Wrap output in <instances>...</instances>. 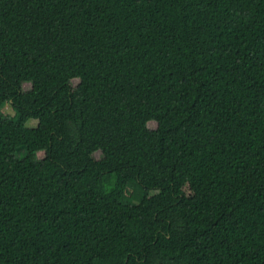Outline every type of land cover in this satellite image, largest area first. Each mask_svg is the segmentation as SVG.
I'll list each match as a JSON object with an SVG mask.
<instances>
[{
	"label": "trees",
	"instance_id": "16d2710c",
	"mask_svg": "<svg viewBox=\"0 0 264 264\" xmlns=\"http://www.w3.org/2000/svg\"><path fill=\"white\" fill-rule=\"evenodd\" d=\"M0 264H264V0H0Z\"/></svg>",
	"mask_w": 264,
	"mask_h": 264
},
{
	"label": "rangeland",
	"instance_id": "374dc122",
	"mask_svg": "<svg viewBox=\"0 0 264 264\" xmlns=\"http://www.w3.org/2000/svg\"><path fill=\"white\" fill-rule=\"evenodd\" d=\"M78 81H79L78 79L73 80L74 84H77ZM31 86H32L31 82H25V83H24V88H25L26 90H29V89L31 88ZM3 111H4V114H5L7 117H12V118H14V117L16 116L15 111H14V109H13V106H12L8 101L6 102ZM37 123H38L37 120H30V121L28 122L27 126H28V127H30V126H31V127H36V126H37ZM148 128H149L150 130H154L155 128H157V126H155L154 123H151V124L148 125ZM18 156H19L20 158H23V157L25 156V152H24L23 150L20 151V152L18 153ZM44 157H45V153H44V152H41V153L38 154V158H39V159H43ZM95 157H96L97 159H100V158L102 157L101 152L96 153V154H95ZM107 187H108V188L110 187V184H109L108 181H107Z\"/></svg>",
	"mask_w": 264,
	"mask_h": 264
}]
</instances>
